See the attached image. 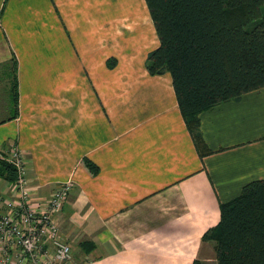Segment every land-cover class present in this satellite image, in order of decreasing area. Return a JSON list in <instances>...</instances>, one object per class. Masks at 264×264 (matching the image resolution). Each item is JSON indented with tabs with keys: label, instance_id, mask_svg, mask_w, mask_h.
I'll list each match as a JSON object with an SVG mask.
<instances>
[{
	"label": "crops",
	"instance_id": "0c3cea01",
	"mask_svg": "<svg viewBox=\"0 0 264 264\" xmlns=\"http://www.w3.org/2000/svg\"><path fill=\"white\" fill-rule=\"evenodd\" d=\"M158 45L145 0H0V149L30 205L72 181L56 222L77 264H216L220 203L264 179V86L198 113L200 154L170 73L146 68Z\"/></svg>",
	"mask_w": 264,
	"mask_h": 264
},
{
	"label": "trees",
	"instance_id": "16d2710c",
	"mask_svg": "<svg viewBox=\"0 0 264 264\" xmlns=\"http://www.w3.org/2000/svg\"><path fill=\"white\" fill-rule=\"evenodd\" d=\"M145 3L159 39L147 53L146 68L152 75L170 73L196 148L208 153L198 113L264 86V0ZM12 65H17L15 58ZM11 89L15 105V81ZM84 164L97 172L90 160L84 158ZM0 176L8 182L17 176L5 158L0 159ZM203 238L214 242L216 264H264V179L246 183L237 196L220 203V219Z\"/></svg>",
	"mask_w": 264,
	"mask_h": 264
},
{
	"label": "built area",
	"instance_id": "2783aa9c",
	"mask_svg": "<svg viewBox=\"0 0 264 264\" xmlns=\"http://www.w3.org/2000/svg\"><path fill=\"white\" fill-rule=\"evenodd\" d=\"M2 158L15 166L17 176L12 187L15 197L5 199L0 211V264H77L56 222L72 181L58 183L35 207L30 205L25 167L16 146L0 149Z\"/></svg>",
	"mask_w": 264,
	"mask_h": 264
}]
</instances>
